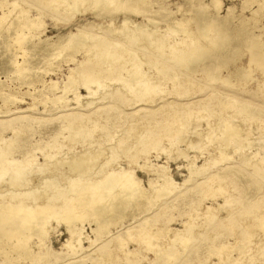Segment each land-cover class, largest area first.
Instances as JSON below:
<instances>
[{
    "label": "rangeland",
    "instance_id": "rangeland-1",
    "mask_svg": "<svg viewBox=\"0 0 264 264\" xmlns=\"http://www.w3.org/2000/svg\"><path fill=\"white\" fill-rule=\"evenodd\" d=\"M16 1L23 6L28 2L32 4L36 3L35 0ZM163 1H165L166 4H168L169 8L174 11V14L168 17V24L172 25L175 18L179 19L177 23L175 22L176 26L170 28L171 30H167L168 32L166 31V35L169 34V36H165V39L167 41H171L172 43H175L174 41H176L173 48H177L178 52L175 55L176 58H174L173 61H170L169 63H165V65L168 64L171 67V71L173 70V72L177 73V77L175 80H180V85H174L172 79L159 75L158 73L161 72H159L158 70V65L152 68V64H144L143 69H145L146 71L149 70V73L153 72L156 75L154 79L155 81H157L155 86L150 87V91L144 93L145 95H131V91L127 87H122L120 92H117L115 91V88L121 87V84L118 82V80L102 77L100 79L102 84L96 86V94L88 96L87 91L80 88L78 94H80L82 98H84H80L79 103H76L77 100L74 99L75 94L72 91L66 93L64 99H68V101L62 103L60 101L42 102L41 98L44 95L41 93H37V90L39 88H43L40 83H37L35 86L25 84L19 86L18 79L13 80V82H11V80H7L9 86H6V90H9V88L12 89V91H22V89L25 91L26 89H30L31 91L35 92L34 95L36 99L32 100L33 98L31 96L24 95L23 101H17V104H9L8 106L10 110H16V106H18L19 109H26L29 105L28 102L30 101V104L32 103L33 105L28 110V113L32 114H30L28 123H26L23 118H14L18 117L19 113L13 115V112H8L6 113L8 115L7 117H0L5 120L0 122V138L12 136L15 130L12 127L18 128V134L15 136V138H13V146L5 148L7 152L12 154L11 158H14L17 162L5 161L4 163H2V168L5 169V178H2L4 180H2L0 184L5 183L6 185L8 180L12 182L21 181V188H28L29 190L31 186H34V184H41L43 181H45L46 184L42 183L43 189L38 192H43V195L41 194L40 197L37 198L38 200L34 201L35 203L32 202L31 204H34L38 207L53 206L55 209H57V212L60 211L57 215L54 214L52 216H46L48 237L44 241L45 243L43 249H40L39 252L41 259H43L42 264H92L91 258H97V260H99V264H128L119 247H117L118 250L115 251L114 255L108 256V259L104 255V257L101 255H97L98 250L100 253L104 252L105 249L102 250V246H106L107 249L114 247L115 244L119 242L120 237H118L119 239H114L113 242H106L103 240L105 237L102 236L100 237V240L98 239L95 242L96 244L94 243L90 247H87L86 250L81 251L80 249H76V252L70 254L71 252H69V250H67L64 245L66 239L69 238L70 229L73 230L74 228H76L80 231V233L82 232L81 235L87 238L86 240H83V244L85 246H88L89 239L95 240V234L92 232V228L95 227V221L91 215V213H93V210L88 208L87 206L81 208L77 207L79 206V202L82 201L81 196H78L79 194L73 195V193L69 194L67 192L64 193V195H61V193L58 192L66 187L67 183H73L72 181L76 182L84 178L88 180H94L100 177L102 175L101 172H104L105 170H110L109 172H112L116 171L119 168L125 167L127 164L126 155L129 153L128 150L132 148V146H135L133 151H135V153H138L136 163L133 166L135 176L140 179L143 186L149 188L150 194L154 195L156 192L155 190H157L162 184L160 181L161 179L155 176V172L161 170L166 171V173L170 175L169 177L172 179L173 183L175 182V193H181L182 195L184 194V196L178 198L176 197V207L168 208L167 204L166 208H160L159 211L156 212L155 216L158 215V218H160L161 216L162 217L159 219V221H155L157 223L152 222V224H154L153 226L157 229L153 240L156 243H159V245H161L164 250L171 249L174 256H171V258H173L174 260L168 261V263L167 261L160 259L154 251L148 249L146 250L145 244L142 242V244L139 245L141 247V257L131 256L128 258H130L131 260H133V258H140V260L137 259V264H200V260L203 259L207 264H264V62H262L261 66H259L258 61L250 60V53H248L249 51H246L247 45L245 42L242 43L239 50L235 53L234 58L230 62H228L225 67L218 66V62L213 58L202 57L200 61L197 62V69L199 70L194 73L190 71L186 67L187 65L185 66L184 62L182 61V59L192 56L195 53L210 54L214 52H220L221 54H227L232 49V46L241 43V39H239V37H241V34L239 32L242 30V27L244 25L249 26V28H253V35L259 34L260 27L264 25V8L259 11L256 17H253L251 13L258 7V1L264 2V0H250L246 3H244L245 0H220V13L225 14L227 12V8L232 7L233 9H231L230 11L231 16L229 20H227L223 24V26L222 23L215 22L214 25H210L211 28H208L209 26L206 27L205 25L199 24V22H195V19L193 18L196 16V6L200 3H208L210 0ZM88 4L90 3L87 1H82L80 9L84 10L83 14H80V10H78L79 12L76 11L77 13L71 19H68L67 14L64 13V11L60 13H54L50 10V8L46 9L45 7L44 11H46L47 13V16H45L44 19V22H46L47 24L45 32L46 35L53 36L59 31L64 32L66 29L68 30V28L74 29L75 24L77 22L83 21L84 17L93 18L89 13L90 6H88ZM35 5H38V3H36ZM86 6H88L89 9H85ZM31 9L34 12L35 9ZM212 9L214 8L212 5H210L209 10L211 12ZM1 11L2 9L0 7V13ZM50 13H53L54 17H50ZM115 13H117L115 14L117 19L119 17L121 18L124 15V11L120 9H117ZM131 15L133 18H135V20H139L142 22V16L140 13ZM206 18V21L212 22L214 16L208 15ZM118 23V20H115L114 28L112 27L113 29H110V31L107 30L102 32L103 34L97 33L96 31L94 32L97 35H102L103 37L115 40L119 44L126 43L130 51L140 49L138 46H133L129 43V45L127 44V41L131 38L130 36H120V32L117 31L118 29H120L119 26H117ZM151 25L152 26L150 27L152 29L157 27V29L154 30L155 32L159 29H163L162 26L164 25V23L159 22L157 24ZM220 27H223V29L221 30ZM117 33L119 36L117 35ZM174 34H176L177 36H174ZM178 34L180 37L178 36ZM260 39L262 40L264 47V35H262ZM182 42L184 43L182 44ZM118 47L119 46H117V48ZM262 55H264V52L262 53ZM76 56L78 59L81 58L79 54H77ZM54 61L55 62L50 66L46 65L41 73L47 80L49 78H52L53 80L61 82V80H63L64 78V75H66L68 68L73 67V63L69 61L66 62L63 56L59 60ZM208 65L216 68L214 72V74L216 73V79H210V77H208L207 74L203 71L204 66ZM86 66H88L87 68L92 67V69H99L101 71V68L96 65L94 61L89 62L85 65V67ZM238 66L247 67L251 77L242 80L235 78L234 76H228L230 72L234 71L233 69L235 68L237 69ZM0 78L2 80H5V77L2 75L0 76ZM260 84L263 86L261 87ZM133 85L135 86V88H137L140 86V83L133 82ZM182 87L186 88V94L183 93L184 91ZM156 88H159V91ZM105 89L107 91H105ZM215 91L216 93L214 94ZM169 92L170 94H168L167 96L166 94ZM179 94L182 95L180 96ZM208 94L214 97L213 100L209 103L211 104V109L208 108V110L203 112L199 111L197 114L196 112L194 114V112L192 111V116L182 119V124L184 123V126L182 127L183 131H174L173 133L162 132L160 138L156 137L151 139L150 142L148 141L146 143V146L144 147L145 149L141 148V145L136 146L134 138L138 131L141 130L140 132L144 133L150 127L161 131L164 127H166L167 121L163 119L167 118L166 116L169 113V107H159V105H163L164 101L175 97L178 98V101L185 103L189 100L207 96ZM104 95H106L107 97H105ZM123 96L128 97V99L121 100V97ZM225 96L230 97L231 101L221 100L222 102L225 101L226 103L218 104L217 101L219 99L226 98ZM163 97H166V99L163 100ZM215 98H217V100ZM233 98L239 101H244L247 104H253V106H251V108L249 107L244 109L242 108V104L240 105L239 102L235 101ZM88 100L95 101L94 106L98 108L97 111L102 113V116L99 118V121L95 126V131L92 132L91 139H88V137H84L86 136V133L85 135L82 134L83 136L81 137H79V134L73 137L71 134L72 132H70L64 126L65 122L68 120V116L66 114L71 111L81 112L82 110H84L82 108V105L84 104L83 101L86 102ZM147 104L149 105V111L144 112L145 109H142L139 110L140 112L137 113V115H133L134 112H137L136 109L142 107L144 108ZM140 105L142 106L140 107ZM94 106L86 109L91 110V113L95 111ZM6 107L7 106L4 105L0 100V116L5 115L3 111L6 109ZM31 108L33 109L31 110ZM258 109H261V112ZM9 114L12 115L9 116ZM33 116L35 119L33 118ZM139 118H143L146 126L144 124L141 126L138 125V122L136 121H138ZM14 119L16 120L14 121ZM158 119H161L162 122L155 124L154 121ZM12 121L14 122L12 123ZM203 125L205 126L203 127ZM232 125L235 126V129ZM229 130L232 132H229ZM229 133V136H231L232 138L228 136ZM66 134H68V136ZM222 134L224 137L222 136ZM113 135L116 137H114ZM236 136L238 137L236 138ZM185 137L187 139H185ZM72 138L74 142L72 141ZM226 138H228L227 141H225ZM96 139L98 140L96 141ZM184 139L186 140V142ZM100 141L102 142V145L104 144L103 146L105 148L101 145ZM103 149L104 152L102 153V157L98 158L100 162L97 159L98 162L96 161V163L93 165L91 175H72L73 173L70 172V162L74 157L84 156L88 152H92L95 150L103 151ZM221 150L224 151V153L226 151L227 154L222 153L220 155L219 151ZM180 151H182L183 153L180 154ZM29 153H34L36 159H32L33 161L30 163L20 162L22 165H19L20 163H18V160L22 159V157L28 156ZM218 155H220L221 157ZM244 155H249L248 160L243 158ZM205 160L206 162H208L206 163V168L204 170H201V173L198 172L196 175H193V178H190V180L186 183L185 181L189 177L188 167L191 165V161L193 162V165L195 164L194 166L197 167L202 165ZM216 160L221 161L216 162ZM141 165H146L145 171L140 167ZM18 166H21L22 170L20 174H14L15 172L12 171V168H16ZM222 167H230V170L222 172L221 174H224V177H221L222 179H218V175L216 173L221 170ZM7 171H9V173ZM209 175L215 176L212 177L209 186L205 188L204 186H201V182L203 180H201V178L207 177ZM48 176L53 180H51L50 178L48 179ZM52 176H54V178H52ZM250 178L255 179L257 183H253L251 185L247 184L244 186V183H247V180ZM148 179L152 180L151 185L148 184ZM205 190L207 195H205ZM83 192L84 190H82L80 193L82 194ZM256 195H258L259 198L253 199ZM55 196H57L58 198H55ZM70 196L73 197L70 198ZM51 197L53 201L51 200ZM197 199H201V202L199 203ZM227 200L228 202L231 201L232 204H236L237 208H232L233 213H235L233 215L234 219L227 226H219V224L212 225L211 227L212 223H216V221H218L217 219H222L220 217H223L224 214H227L228 210H231L230 208H223ZM237 200L241 201V205H246V202L248 200H251V202H248V205H251L253 202L254 203L251 205L252 208H243L239 206V203L235 202ZM168 201V197L164 198L158 203L154 204L153 207L157 208ZM72 204L74 205L72 206ZM205 205H208L211 208H205L207 211L206 214L204 213V216L197 220L198 223L204 221L203 225L200 226L201 229L200 227H195L193 229V231L195 232V237L193 236L191 241L189 243H186L187 246L185 245L186 247L184 246V251L180 253L183 246V236L181 237L182 233L179 234V231H181L183 228L182 221L187 220V214H195L194 211L198 208L200 209L197 210L198 215H195V217L197 218L201 216V214L204 212L203 210H205ZM258 205L260 206V208H258ZM66 208L68 209L65 210ZM208 210L209 216L207 215ZM68 212L71 213L70 217L71 219H73L72 224L70 225H67L66 219L64 218L67 216V214H69ZM244 212H246V215L242 216ZM212 213L215 217L211 218L210 220L209 217ZM147 214H149V210L143 213L144 216ZM180 214H182V216ZM206 215L207 217H205ZM119 216L117 215V218L119 219L117 225L110 226L111 234H116L117 231L123 232L125 231V227L136 224L134 223V221L132 222L130 217L121 218ZM163 216H165L167 219ZM168 216H171V219H169ZM165 220H167V222ZM218 222H220V220ZM166 223L170 224V228L173 227L171 228V231L173 233L175 231H178V234H172V232L165 233L162 227ZM174 235L180 237H175ZM34 237L35 236H33V238L30 240L31 242L37 241V238ZM127 238L128 237L125 236V240L128 241L127 247L132 250L134 244H136L137 236L135 237V234H133L130 239ZM165 239L167 240L165 241ZM223 243L227 244L222 249L218 250ZM48 248L49 251L45 252ZM94 249L96 250V252ZM35 250L37 251V249ZM0 264L15 263H11L0 255ZM17 264H30V260L21 259Z\"/></svg>",
    "mask_w": 264,
    "mask_h": 264
},
{
    "label": "bare ground",
    "instance_id": "bare-ground-1",
    "mask_svg": "<svg viewBox=\"0 0 264 264\" xmlns=\"http://www.w3.org/2000/svg\"><path fill=\"white\" fill-rule=\"evenodd\" d=\"M35 1H36V3H38V5H35L36 3L32 4V3L28 2L27 4H25L23 6V5H20V3L17 2L16 0H0V7L2 9V11L0 13V31H1V34H0V76L2 75L5 77V80H2L0 78V100L3 102L4 105L7 106L6 109L3 111V113H5V115L0 116V117H4V118L7 117L8 115L6 113H8V112H13L12 113L13 115L19 113V116L14 117V118H16V119L23 118V120H25L26 123H28L29 118H30V114H31V113H28V110L33 105L32 103L30 104V101L28 102L29 105L27 106L26 109H19L18 106H16V110L14 108H13L14 110H10L8 108V106H9V104H15V103L17 104V101H23L24 95L31 96L33 98L32 100L36 99V97L34 95L35 92L31 91L30 89H26L25 91L23 89H22V91H12V89L9 88V90H6V88H7L6 86L8 85L7 80H9V81L11 80V82H13V80L18 79L19 80L18 81L19 86H22L24 84L35 86L37 83H40L43 86V88L42 89L39 88L37 90V93H41L44 95L41 98L42 102H44V101H52V102L60 101L62 103H65L68 101V99H64V96L66 95V93H68L70 91H72L75 94L74 99L77 100L76 103L77 102L79 103V99L82 98V96L80 94H78L79 93L78 91L80 88L85 89V91H87V93H88V96L96 94V92H95L96 86L102 84V82L100 80L102 77L110 78L113 80L117 79L118 82L121 84V87L115 88V91H117V92H120L122 87L123 88L127 87L130 89L131 95H138V94L143 95L144 93H147L148 91H150V87L155 86L156 82H157L154 79V77L156 75L153 72L149 73L150 72L149 70L146 71L145 69H143L144 64L145 65L152 64V68H154L158 65V70H159V72H161V73H158L159 75H161L162 77H167V78L172 79V82L174 85H178V84L180 85L181 84L180 80L179 81L175 80L177 77V73L173 72V70L171 71V67L168 64L165 65V63H169L170 61H173V59L176 58L175 57L176 53L178 52L177 48H173L176 41H174L175 43H172L171 41H167L165 39V36L166 37L169 36V34L166 35V33L168 32L167 30L176 26V23L179 21V19L175 18L173 20L174 22L172 23V25L168 24V20H169L168 17H170V15L174 14V11H172L169 8L168 4H166L165 1H163V0H160V1H157V0H35ZM80 1L81 2L87 1L90 3V4H88V6H90L89 7L90 8L89 13L91 14V16L93 18L84 17L83 21L77 22L75 24L74 29L68 28V30L66 29L64 32L59 31L53 36L46 35L45 32H46L47 24H46V22H44V19H45V16H47V13H46V11H44V8L45 7H46V9L50 8V10L53 11L54 13L55 12L60 13V12L64 11V13L67 14L68 19H71L77 13L76 11H78V10H80V14H83L84 10L80 9V5H81ZM249 1L250 0H245L244 3L249 2ZM24 3H25V1H24ZM83 5H85V4H83ZM210 5H212L214 8V9H212V12L209 10ZM88 6H86L85 9L86 8L89 9ZM219 7H220V0H210L208 3L198 4L196 6V8H197L196 16L193 17L195 19V22H199V24L205 25L206 27L209 26L208 28H211L210 25H214L215 22L222 23V26H223V24L227 20H229V18L231 16L230 11L233 8L228 7L227 12L225 14H221ZM31 8L35 9L34 12L32 11ZM263 8H264V2L258 1V7L252 11L251 15L253 17H256V15L259 13V11ZM117 9L124 11V13H123L124 15L121 18L119 17L118 19L115 16V14H117V13H115L117 11ZM135 13L141 14L142 22L139 20H135V18L132 17L131 14H135ZM208 15L214 16L213 21L211 20L212 22L206 21L207 20L206 17ZM49 16L54 17L53 13L52 14L50 13ZM115 20H118V22H119L117 24V26H119L120 29H118L117 31L120 32V36H123V37L126 35L130 36L131 38H130V40L127 41V44L129 43L130 45L138 46L140 49L130 51L128 49V46L126 45V43L119 44L115 40H111L107 37H103L102 35H97L94 32V31H96L97 33L103 34L102 32H104V31H107V30L110 31V29L114 28ZM159 22L164 23V25L162 26L163 29H159V30L155 31L156 32L155 33L154 30H156L157 27L152 29L150 26H152L151 24H157ZM131 25H133L135 27H133ZM220 28H221V30L223 29V27H220ZM125 29H127V30H125ZM252 30H253V28H249V26L244 25L242 27V30L239 32L241 34L240 35L241 37H239V39H241V43L235 44L234 46H232V49L227 54H221L220 52H214V53H210V54L195 53L192 56H189V57L182 59V61L184 62L185 66L187 65L186 67L194 73L199 70V69H197V67H198L197 62L200 61V59L202 57L213 58L215 61L218 62V66L225 67L227 65V63L230 62L234 58L235 53L239 50L242 43L245 42L247 45L246 51H249L248 53H250V57H249L250 60L258 61V65L261 66V63L264 62V55H262V53L264 52V47H263V42L260 38L262 35H264V25H262L260 27V32L257 35H253ZM178 32H176V33H178ZM110 34H111V32H110ZM179 34H178V36H179ZM117 35H118V33H117ZM175 35L176 34H174V36ZM242 37L244 40L242 39ZM242 40H243V42H242ZM193 42H195V41H193ZM183 43L184 42H182V44ZM117 46H119V47L117 48ZM187 47H188V45H187ZM77 54H79L81 56L80 59L77 58V56H76ZM62 56L65 58L66 62H68V61L72 62L73 67L68 68L67 73H66V75H64V78H63V80H61V82L53 80L52 78H49L48 80L45 79L44 75H42L41 71L46 67V65L50 66L51 64H53L55 62L54 60L57 61L60 58H62ZM91 61H94L96 63V65H98L101 68V71L99 69H92V67L91 68H87L88 66L85 67V65ZM181 66H182V64H181ZM235 66H237V65H235ZM215 69L216 68H214L213 66L208 65V66H204L203 71L207 74L208 77H210V79H216V76H215L216 73L214 74ZM233 70L234 71L230 72V74L228 76H234L235 78L242 79V80L251 77L249 70L245 66H238L237 69L235 68ZM103 72L106 74H104ZM185 72H186V70H185ZM133 82L140 83V86L138 85L139 87L135 88V86L133 85ZM113 85H115V84H113ZM262 86L263 85H261V87ZM182 88L184 91L183 93L186 94L185 93L186 88H184V87H182ZM106 89H107V87H106ZM106 89H105V91H107ZM156 89L159 91V88H156ZM250 91H251V89H250ZM215 93H216V91L214 92V94ZM168 94H170V92L167 93L166 95L168 96ZM179 95L181 96L182 94H179ZM104 96L107 97L106 95H104ZM109 98H110V96H109ZM150 98H149V100H150ZM213 98L214 97H212L210 94H208L207 96L197 98V99H193V100H189L188 102H185V103L178 101V98H175V97L172 99H169L167 101H164L163 105H161V106L159 105V107H161V108H164V107L168 108L169 107L168 108L169 113L166 116L167 118L163 119V120L167 121L166 127H164L161 131H158V130L150 127L147 131L144 132L145 134L143 132H140L141 130L138 131V133L136 134V136L134 138L135 139L134 142L136 143V146L141 145V148H144L146 146V143L148 141L150 142L151 139L156 138V137L160 138L162 132H165V133L166 132H169V133L172 132L173 133L174 131L179 132L180 130H182V127L184 126V123L182 124V119L189 117V116H192L191 115L192 111L194 112V114H195V112L197 114L199 111L203 112V111L208 110V108L211 109V107H210L211 104H209V103H210V101L213 100ZM127 99H128V97H124V96L121 97V100H127ZM162 99L165 100L166 97H163ZM215 99L217 100V98H215ZM221 100L231 101L230 97H226L224 99H219L217 101V103L218 104L219 103H226L225 101L222 102ZM234 100L239 102L240 105L242 104V106H243L242 108H244V109L249 108V107L251 108V106H253V104H247L246 102L241 101V100L240 101L237 99H234ZM83 102H84V104L83 105L81 104V105H82V108L84 110H82L81 112L71 111V112H68L66 114L68 116V120L65 122L64 126L70 132H72L71 134L73 137H75L78 134L80 135L79 137H81V136H83L82 134L85 135V133H86V136H84V137H88V139H91L92 132L95 131V126L98 123L99 118L102 116V113L97 111L98 108L94 106V104H95L94 100H88L86 102L85 101H83ZM61 105H63V104H61ZM136 105H137V103H136ZM91 106H94L95 111L90 113L91 110H88L86 108H89ZM141 106L142 105H140V107ZM148 106L149 105L147 104L144 108L142 107V108L136 109L137 112H134L133 115H137V113L140 112L139 110H142V109H145L144 112L149 111ZM32 109L33 108H31V110ZM102 109H104V108H102ZM31 110H30V112H31ZM259 111L261 112V109ZM106 112H107V110H106ZM12 114H9V116ZM58 114H59V112H58ZM206 115H207V113H206ZM45 116H46V114H45ZM202 116H204V115H202ZM33 118H34V116H33ZM0 119H1L0 122L5 121L3 118H0ZM16 119H14V121ZM8 120H10V119H8ZM14 121H12V123ZM136 122H138V125H140V126L143 124L145 125L143 118H139V120ZM160 122H162L161 119L154 121L155 124L160 123ZM204 126L205 125H203V127ZM233 127L235 129V126H233ZM238 127H240V126H238ZM12 128L15 129L12 136L0 138V182L2 180H4V179H2L3 177L5 178V176H4L5 175V169L2 168V163H4L5 161L17 162V161H15L14 158H11L12 154L5 150L6 147L8 148V147L13 146V143H14L13 138H15V136L18 134V131H17L18 128H15V127H12ZM131 128H133V127H131ZM127 130H128V128H127ZM129 131H130V129H129ZM233 131H237V130H233ZM229 132H232V131L229 130ZM68 134H66V135L68 136ZM229 135H230V133L228 134V136ZM64 136H62V137H64ZM222 136H223V134H222ZM114 137H116V136H114ZM229 137H231V136H229ZM237 137L238 136H236V138ZM117 138H119V137H117ZM66 139H68V138H66ZM185 139H187V138L185 137ZM227 139L228 138H226L225 141H227ZM97 140L98 139H96V141ZM99 140H100V138H99ZM72 141H73V138H72ZM225 141H224V143H225ZM185 142H186V140H185ZM76 143H78V142H76ZM100 143L102 145L101 141H100ZM109 143H110V141H109ZM111 143H113V142H111ZM125 146H127V145H125ZM134 148H135V146H132V148H130L128 150L129 153L128 154L126 153L127 154L126 155L127 156L126 157L127 164L125 167L119 168L116 171H112V172H109L110 170L109 171L105 170L104 172H101L102 175L100 177H98L94 180H88V179L84 178V179L78 180L76 182L72 181L73 183H71V182L67 183L66 187H64L62 190H60V192H58V193H61V195H64V193H67V192L69 194L73 193V195L79 194L78 196H81L82 201L79 202V206H77V207L81 208V207L87 206L88 208L93 210V213H91V215L95 221V227L92 228V232L95 234V240H92V239L90 240L88 238L89 244H88V246H85L83 244V240H86L87 238H85V236L81 235L82 232L80 233L79 230L74 228L75 226L73 227L74 228L73 230H71V229L69 230V228H68L70 235H69V238L66 239L64 245H65L66 249L69 250V252H71L70 254H73L74 252H76V249H80L81 251L86 250L87 247H90L91 245H93L98 239L100 240V237L103 236V237H105L103 240L106 242L107 241L113 242L114 239H116V238L119 239L118 237H120L119 242H117L114 247L107 249L106 246H102V250L105 249L104 252L100 253L99 250L97 251L98 252L97 255H99V256L104 255L105 257H107V259H108V256L114 255L115 251L118 250L117 247H119L122 251L123 256L125 257L126 261L128 262V264H137L138 258H136V259L133 258V260H131L128 257H131V256L132 257H136V256L141 257V247L139 245L144 243L145 249L154 251L160 259L165 260L167 262L174 260L173 258H171V256H173V252L171 249H165L164 250L162 248V246L159 245V243H156L153 240V238L155 237V233L157 232V229H156V227L153 226L154 224H152V222L159 221V219L162 217L161 216L160 218H158L157 217L158 215L155 216L156 212L159 211L160 208H166L167 204H168V208L176 207L177 206L176 205L177 200H175L176 197L178 198V197L184 196V194L182 195L181 193H175V190H176L175 185H174L175 182L173 183L172 179L169 177L170 175H168L166 173V171H161V170L156 171L155 176L161 179L160 181L162 184L159 186V188L157 190H155L156 192L154 195L150 194L149 188H147L146 186H143L140 179H138L135 176L133 166L136 163L138 153H135V151H133ZM111 150H113V149H111ZM231 150H232V148H231ZM103 152H104V149H103V151L95 150L92 152H88L84 156L74 157L70 162V172L73 173L72 175H74V176H78V175L79 176H81V175L89 176V175H91L93 165L96 163L98 158L102 157ZM219 152H220V155L222 153H224V151H222V150ZM179 153L182 154L183 152L180 151ZM225 153L227 154L226 151H225ZM220 155H218V156H220ZM248 156L249 155H244L243 158L248 160V158H249ZM45 157H47V156H45ZM32 159L35 160L36 156L34 153L33 154L29 153L28 156H25V157H22V159H19L18 163H20V162L30 163L33 161ZM98 161H99V159H98ZM217 161H221V160H216V162ZM210 162H211V160H210ZM255 162H257V161H255ZM206 163H208V162H206V160H205L203 162V164L201 163L202 165L195 167L194 166L195 164L193 165V162L191 161V165L190 164H189L190 166L188 165L189 166L188 167L189 177H188V179H186L185 182L187 183L190 180V178L191 179L193 178V175H196L201 170H204L206 168ZM19 165H22V164L20 163ZM145 166L146 165H141L140 167L143 168V170L145 171V169H146ZM229 168L230 167H225V168L222 167L221 170H219L216 173L218 175V179H222L224 177L223 176L224 174H221V173L225 172V171H229L230 170ZM67 169H69V168H67ZM95 169H96V167H95ZM153 169H155V168H153ZM21 170H22L21 166H18L16 168L15 167L12 168V171L15 172L14 174H20ZM7 172L9 173V171H7ZM203 174H205V173H203ZM213 176H215V175H209L207 177L201 178V180L203 179L201 182V186H204L205 188L208 187ZM49 178L51 179V177L48 176V179ZM52 178H54V176H52ZM228 179H229V177H228ZM51 180H53V179H51ZM151 181H152L151 179H148V184L151 185ZM247 181H248L247 183L246 182L244 183V186L247 184L251 185L253 183H257V181L255 179H252V178L248 179ZM20 183H21V181L12 182V181L8 180L6 185H5V183L0 184V255L3 258L10 261L11 263H15V264H17L18 261L21 259L30 260V264H42L43 259H41L39 252H40V249L41 250L43 249V246L45 243L44 241L48 237V230L46 227V224H47L46 216H52L54 214L57 215V214H59L60 211L57 212V209H55L53 206L38 207V206H35L34 204H31L32 202L38 200L37 198L40 197V195L43 193V192L42 193H38V192H40L41 189H43L42 183L44 184L45 181H43L41 184H36V185L34 184V186H31L29 190H28V188L22 189L21 188L22 186L20 185ZM186 183H185V185H186ZM148 184H146V185H148ZM153 184H155V183H153ZM213 186H214V184H213ZM258 189H260V188H258ZM82 190H84V192L81 194L80 192ZM42 191H44V190H42ZM221 191H222V189H221ZM46 192H47V190H46ZM54 192H55V190H54ZM260 192H261V190H260ZM238 193H240V192H238ZM205 195H207L206 190H205ZM232 195H234V194H232ZM170 196H172V197H170ZM213 196H215V195H213ZM56 197L57 196H55V198ZM71 197H73V196H70V198ZM167 197L169 198L168 202L162 204L161 206H159L157 208L153 207L154 204L158 203L159 201H161L162 199L167 198ZM70 198H68V199H70ZM186 198H184V199H186ZM258 198H259V196L256 195L255 198H253V199H258ZM48 199H50V198H48ZM253 199H251V200H253ZM51 200H52V197H51ZM72 200H73V198H72ZM72 200H71V202H72ZM197 200L199 203L201 202V199H197ZM251 200L250 201L248 200L246 202V205L243 203H242L243 205H241L240 200H237L235 202L239 203L240 207L252 208L251 205L254 202L251 205H248L249 204L248 202H251ZM73 205L74 204H72V206ZM222 207H223V205H222ZM225 207L230 208L231 210H228V212L226 211L227 214H224L223 217H220L222 219H217L218 221L220 220V222L216 221V223H212L211 227H212V225H219V224H220L219 226H227L234 219L233 215L235 213H233L232 208H237L236 204L235 203L232 204L231 201L228 202V200H227V202L223 208H225ZM205 208H211V207L208 205H205L204 209ZM258 208H260L259 205H258ZM67 209L68 208H66L65 210H67ZM198 209H200V208H198ZM198 209H196V210L194 209L195 214H187V216H188L187 220L182 221V225H183L182 227L183 228L181 231H179V234L182 233L181 237L183 236V238H182L183 246H182V251L180 253H182L184 251V246L186 245V243H189L191 241V239L193 238V236L195 235V232L193 231V229L195 227L202 226L204 223V221L201 223H198L197 220L199 218H202V216H204V213L206 214L207 211H206V209L203 210L204 212L201 214V216L196 218L195 215L196 216L198 215L197 214ZM148 210H149V214L144 216L143 213H145V211H148ZM210 213H211V211H210ZM70 214L71 213L67 214V216L64 217L66 219L67 225L72 224L73 219H71ZM117 215L118 216L120 215L119 217H121V218L130 217L132 222L134 221V223H136V224H134L132 226L130 225L129 227H125V231H123V232L121 231L122 233L120 231H117L116 234H111L110 233L111 232L110 226H112V225L116 226L118 223V220H119L117 218ZM180 215L182 216V214H180ZM207 215L209 216V210H208ZM207 215L205 217H207ZM244 215H246V212H244L242 214V216H244ZM140 216H144V217H140ZM163 217H165V216H163ZM170 217H169V219H171ZM213 217H215V216L212 213V214H210L209 219L211 220V218H213ZM239 218H241V217H239ZM165 221L167 222V220H165ZM165 221H164V223H165ZM88 223H89V221H88ZM155 223H157V222H155ZM64 224H65V222H64ZM162 228L164 229L165 233H169V232H172L171 228H173V227L170 228V224L166 223V224H164V226ZM151 229H153V230H151ZM200 229H201V227H200ZM66 230H67V228H66ZM263 230H264V227H263ZM160 231H161V229H160ZM158 232H159V230H158ZM174 233L178 234V231H175ZM174 233L172 232V234H174ZM133 234H135V237L137 236V240H136V244H134L133 249L131 250L130 248L127 247L128 241L125 240V236H127L130 239ZM33 236H35L37 238V241H34V242L30 241L33 238ZM174 236L180 237V236H176V235H174ZM249 238H251V237H249ZM257 239H258V237H257ZM166 240L167 239H165V241ZM226 244L227 243H223L219 247V249L218 248L217 249L218 250L222 249ZM244 245H247V244H244ZM136 246H137V248H136ZM44 248H46V247H44ZM35 249H37V251ZM102 250H101V252H102ZM48 251H49V248L45 252H48ZM95 252H96V250H95ZM42 253H41V255H42ZM238 259H239V257H238ZM138 260H140V258ZM91 263L92 264H99V260H97V258H91ZM200 264H207V263H205L204 259H203V260H200Z\"/></svg>",
    "mask_w": 264,
    "mask_h": 264
}]
</instances>
